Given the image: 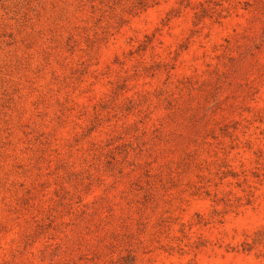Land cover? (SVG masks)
<instances>
[{"label":"rangeland","instance_id":"1","mask_svg":"<svg viewBox=\"0 0 264 264\" xmlns=\"http://www.w3.org/2000/svg\"><path fill=\"white\" fill-rule=\"evenodd\" d=\"M0 264H264V0H0Z\"/></svg>","mask_w":264,"mask_h":264}]
</instances>
